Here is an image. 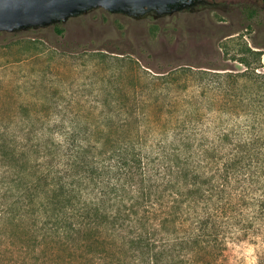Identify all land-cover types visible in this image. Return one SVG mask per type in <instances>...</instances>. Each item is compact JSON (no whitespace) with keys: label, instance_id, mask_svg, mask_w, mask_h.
<instances>
[{"label":"trees","instance_id":"1","mask_svg":"<svg viewBox=\"0 0 264 264\" xmlns=\"http://www.w3.org/2000/svg\"><path fill=\"white\" fill-rule=\"evenodd\" d=\"M257 12L243 11L249 19ZM54 28L64 34L62 24ZM249 79L259 91L248 100L259 103L264 74ZM234 112L255 121L264 114ZM140 114L121 111L118 122L92 130L54 127L45 145L1 129L0 224L15 231L0 264H218L230 240L264 246V139L221 131L213 156L203 145L193 151L197 139L188 136L152 152ZM257 257L264 264V249Z\"/></svg>","mask_w":264,"mask_h":264},{"label":"rangeland","instance_id":"2","mask_svg":"<svg viewBox=\"0 0 264 264\" xmlns=\"http://www.w3.org/2000/svg\"><path fill=\"white\" fill-rule=\"evenodd\" d=\"M245 8L258 12L249 19ZM62 28L63 35L51 26L0 36V131L21 129L45 145L54 127L92 130L128 111L142 113L152 152H168L188 136L197 139L193 151L203 145L213 156L221 131L264 139V114L255 121L234 112L264 111V99L248 100L259 91L249 75L264 74V0H195L160 18L95 9ZM5 202L1 191L0 213ZM14 231L0 224V252ZM228 247L218 264H258L264 249L261 240Z\"/></svg>","mask_w":264,"mask_h":264},{"label":"water","instance_id":"3","mask_svg":"<svg viewBox=\"0 0 264 264\" xmlns=\"http://www.w3.org/2000/svg\"><path fill=\"white\" fill-rule=\"evenodd\" d=\"M194 0H0V33L64 24L95 9L141 18L173 15Z\"/></svg>","mask_w":264,"mask_h":264},{"label":"flooded vegetation","instance_id":"4","mask_svg":"<svg viewBox=\"0 0 264 264\" xmlns=\"http://www.w3.org/2000/svg\"><path fill=\"white\" fill-rule=\"evenodd\" d=\"M194 2H195V0H194Z\"/></svg>","mask_w":264,"mask_h":264}]
</instances>
